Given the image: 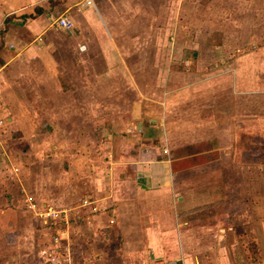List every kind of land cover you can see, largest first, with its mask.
<instances>
[{"label": "crops", "instance_id": "0c3cea01", "mask_svg": "<svg viewBox=\"0 0 264 264\" xmlns=\"http://www.w3.org/2000/svg\"><path fill=\"white\" fill-rule=\"evenodd\" d=\"M169 2L0 0V264H264V44L164 62Z\"/></svg>", "mask_w": 264, "mask_h": 264}, {"label": "rangeland", "instance_id": "374dc122", "mask_svg": "<svg viewBox=\"0 0 264 264\" xmlns=\"http://www.w3.org/2000/svg\"><path fill=\"white\" fill-rule=\"evenodd\" d=\"M178 1L170 0L168 3L170 11L168 17L165 15L166 33L159 35L160 38L162 37V42H168L167 51L164 49L162 52L165 54L164 62L168 55L180 64H184L185 60L190 61L189 67L190 65L192 67V57H199L198 54L195 57L193 52H198L203 48H206L207 52H212L214 58L216 55L217 58L222 59L228 54H233L238 48L252 51L261 46V43L264 44V0ZM210 43L218 45V49L214 46L211 51L207 46ZM185 49L189 51L188 58L184 56L181 58ZM161 58L162 56L159 57ZM138 73L144 75L145 71L143 69ZM256 150L251 152L252 156H257L258 152L262 151L261 154H264V150L259 151L258 148ZM250 168L252 172L250 180L254 184L252 189L259 187L264 190V173L261 172L260 164H251ZM29 180L33 183L35 175L34 177L29 176ZM43 186L46 187V184ZM47 188L50 190L54 186L47 184Z\"/></svg>", "mask_w": 264, "mask_h": 264}, {"label": "built area", "instance_id": "2783aa9c", "mask_svg": "<svg viewBox=\"0 0 264 264\" xmlns=\"http://www.w3.org/2000/svg\"><path fill=\"white\" fill-rule=\"evenodd\" d=\"M57 22L61 27H64L65 29H71L74 26L73 22L68 17H65V16L59 17ZM45 215L54 219V220L59 219L58 218V215H59L58 210L49 209ZM55 239L58 240V238H55Z\"/></svg>", "mask_w": 264, "mask_h": 264}]
</instances>
